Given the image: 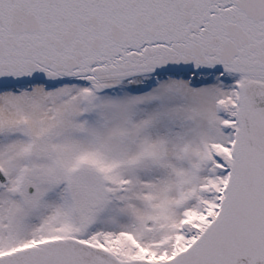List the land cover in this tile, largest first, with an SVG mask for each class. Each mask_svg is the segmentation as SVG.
Listing matches in <instances>:
<instances>
[{
	"label": "snow or ice",
	"instance_id": "1",
	"mask_svg": "<svg viewBox=\"0 0 264 264\" xmlns=\"http://www.w3.org/2000/svg\"><path fill=\"white\" fill-rule=\"evenodd\" d=\"M0 264H264V0H0Z\"/></svg>",
	"mask_w": 264,
	"mask_h": 264
}]
</instances>
